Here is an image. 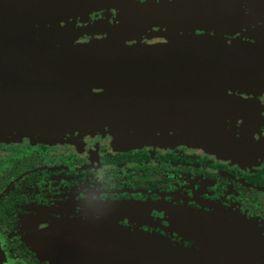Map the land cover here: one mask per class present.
Returning <instances> with one entry per match:
<instances>
[{
	"label": "flooded vegetation",
	"instance_id": "obj_1",
	"mask_svg": "<svg viewBox=\"0 0 264 264\" xmlns=\"http://www.w3.org/2000/svg\"><path fill=\"white\" fill-rule=\"evenodd\" d=\"M159 4L176 6L179 28H123L121 15ZM107 6L110 14L99 7L84 20L69 19L78 35L73 28L65 34L76 38L68 39L88 47L119 42L114 45L158 49L183 58L187 76H216L208 93L191 79L168 81L181 90L185 110L173 121L211 126L183 138L178 127H166L155 135L160 139L132 149L115 146L108 127L95 134L52 133L50 126L25 132L0 120V264H79L80 252L104 246L103 235L115 226L197 250L188 233L197 225L194 216L238 220L264 236V0H117ZM106 15L103 28L83 33ZM30 22L32 30L58 26L34 15ZM22 38L19 45L9 39L15 45L0 48V60L9 58L8 49L28 50ZM41 129H50L51 139L41 140Z\"/></svg>",
	"mask_w": 264,
	"mask_h": 264
},
{
	"label": "water",
	"instance_id": "obj_2",
	"mask_svg": "<svg viewBox=\"0 0 264 264\" xmlns=\"http://www.w3.org/2000/svg\"><path fill=\"white\" fill-rule=\"evenodd\" d=\"M116 1L0 0V20L7 29L5 33L0 30V48L15 45L9 39L19 45L17 38L22 36L21 47L28 49H8L15 52L0 60V120L6 121L5 125L25 127V132L50 126L55 128L52 133L65 128V133L83 134L104 132L108 127L106 132L112 135L115 146L132 149L160 139L155 135L166 133L170 126L178 127L181 138L209 130L207 123L173 121L184 108L179 103L181 90L168 81L191 79L204 89L202 93H208L206 89L215 83L216 76H187L182 69L187 67L185 60L167 58L162 50L114 45L119 42L88 47L68 39L76 38L65 34L74 28L68 26L69 19L84 20L99 7L109 13L107 5ZM175 7L159 4L144 10L138 5L120 18L126 30L179 28L173 22L181 20ZM31 15L58 26L32 30ZM108 19L106 15L105 20L88 24L83 33L103 28ZM72 34L78 35L75 28ZM52 36L62 39L41 43L42 38ZM3 39L8 40L6 45ZM50 76L54 83L49 82ZM41 131V140L51 139L50 129ZM191 221L197 225L192 224L188 233L197 239V250L158 234L115 226L111 234L103 235L104 246L80 252L79 264H264V236L246 223L217 222L205 216H194Z\"/></svg>",
	"mask_w": 264,
	"mask_h": 264
}]
</instances>
